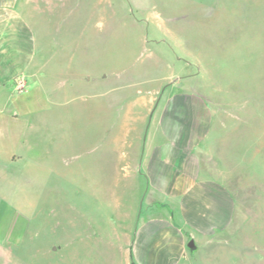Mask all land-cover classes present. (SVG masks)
Here are the masks:
<instances>
[{"label":"rangeland","instance_id":"obj_1","mask_svg":"<svg viewBox=\"0 0 264 264\" xmlns=\"http://www.w3.org/2000/svg\"><path fill=\"white\" fill-rule=\"evenodd\" d=\"M36 3V64L0 88V264H128L164 203L143 157L179 135L231 195L203 264H264V0Z\"/></svg>","mask_w":264,"mask_h":264},{"label":"crops","instance_id":"obj_2","mask_svg":"<svg viewBox=\"0 0 264 264\" xmlns=\"http://www.w3.org/2000/svg\"><path fill=\"white\" fill-rule=\"evenodd\" d=\"M33 4L36 0H0V88L15 81L25 87L26 72L36 64L38 29L33 21L38 10L33 14L27 7ZM159 128L167 133L171 129ZM173 129L176 134L177 127ZM166 138L168 146H153L143 157V172L137 173L147 183L143 190L152 186L164 203L158 207L143 204L135 220L128 264H203L207 252L220 244L215 236L225 234L231 224L229 187L215 178L205 160L184 151L180 135L179 139ZM144 205L157 211L145 210ZM155 212L160 214L154 216Z\"/></svg>","mask_w":264,"mask_h":264},{"label":"water","instance_id":"obj_3","mask_svg":"<svg viewBox=\"0 0 264 264\" xmlns=\"http://www.w3.org/2000/svg\"><path fill=\"white\" fill-rule=\"evenodd\" d=\"M190 246H191V244H190Z\"/></svg>","mask_w":264,"mask_h":264}]
</instances>
